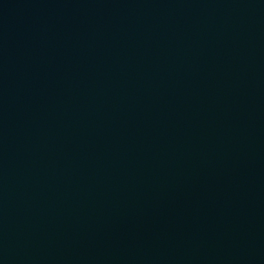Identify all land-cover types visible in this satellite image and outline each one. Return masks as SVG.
<instances>
[{"label": "water", "instance_id": "obj_1", "mask_svg": "<svg viewBox=\"0 0 264 264\" xmlns=\"http://www.w3.org/2000/svg\"><path fill=\"white\" fill-rule=\"evenodd\" d=\"M0 264H264V0H0Z\"/></svg>", "mask_w": 264, "mask_h": 264}]
</instances>
